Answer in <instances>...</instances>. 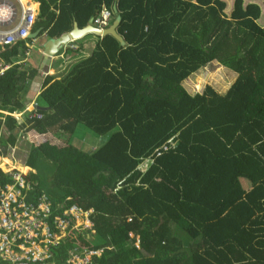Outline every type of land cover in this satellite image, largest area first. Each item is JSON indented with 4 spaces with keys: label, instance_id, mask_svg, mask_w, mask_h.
<instances>
[{
    "label": "trees",
    "instance_id": "trees-1",
    "mask_svg": "<svg viewBox=\"0 0 264 264\" xmlns=\"http://www.w3.org/2000/svg\"><path fill=\"white\" fill-rule=\"evenodd\" d=\"M37 1L33 32L42 28L49 40L116 6L112 18L119 17L116 31L125 41L99 38L61 79L48 76L22 120L14 114L30 102L25 95L41 60L17 64L24 43L0 46V155L10 158L6 148L19 128L35 139L24 161L34 172L25 176L29 187L21 195L33 206L46 197L53 232H59L57 217L73 219L65 211H92L91 229L74 228L72 221V232L48 244L47 261L68 264L73 255L100 251L90 264H264L260 5L235 0L228 14L224 0ZM213 61L237 72L235 81L225 93L211 84L191 93L184 81ZM79 124L108 134L88 155L75 153L70 142L58 148L39 141L50 133L71 138ZM73 159L86 168L74 167ZM252 159L263 175L240 191L236 176ZM146 160L153 162L142 171ZM12 182L13 173L0 167V185ZM223 185L224 201L212 191Z\"/></svg>",
    "mask_w": 264,
    "mask_h": 264
},
{
    "label": "rangeland",
    "instance_id": "rangeland-1",
    "mask_svg": "<svg viewBox=\"0 0 264 264\" xmlns=\"http://www.w3.org/2000/svg\"><path fill=\"white\" fill-rule=\"evenodd\" d=\"M224 1L227 2V6H228L226 12L228 14H230V12L234 8L235 0H224ZM243 1H244L245 5H247L248 3H257L260 5V7L263 10L261 11V15H260V18L258 19V23L260 25H264V7H263L264 0H243ZM35 4H37V3H35ZM112 14H113V12H112ZM91 35L94 36L95 39H98L97 41H99V38H102L98 35L88 34V36H91ZM37 40H38V42H35L33 44L34 49L32 51V55L33 54L38 55L39 47H41L42 45H45L48 42L47 38H42V37H39ZM81 40H82V38L78 39V40H74V41L81 42ZM79 44L81 46H83V44H81V43H79ZM63 48H62L63 50H61L59 52L61 54L57 55L56 57H60V55H62L63 57H65V59L63 60V59L59 58V59L55 60L53 63V68L56 71H58L59 68H61L63 66V61L68 62V61L74 60L73 63H76L80 59H82V58H80V55H79L80 54L79 53L80 52L79 47L77 50H71L67 46H65ZM75 52H77V55H75L76 54ZM72 56L75 58H71ZM43 61H44V58H43V60L41 58V62L39 63V67H38L39 70L41 69L40 64L43 63ZM37 63H38V60L34 59V56H31L28 59V64H30V65H32V64L35 65ZM20 64H25V62H21ZM69 65H70V67H69ZM72 65L73 64H68L67 67L65 66V69L60 73V75L61 76L64 75L71 68ZM47 69H48L47 67L42 69L39 77L34 78L32 84H28L29 91L25 95L27 101L32 99V96L34 95V90H37V88L39 89V87H41V84H43V82L46 80L47 76L50 75L49 71ZM58 75L59 74H57L56 76H58ZM56 76H54V77H56ZM237 76H238V73L235 72L234 70L229 69L228 67L220 64L217 61H213L211 64L199 69L198 72L191 74L184 81V83L187 86V88H189V91L193 94L198 92V91L200 92L206 84H211L219 92L225 93L229 89L231 84L235 81ZM201 79H205L204 83L200 86V88H197L198 81ZM35 83H38V84L34 85ZM33 105H34V102L32 104H29L27 109L31 110L33 108ZM14 135H15V140H16V142L14 143V146H10V147L6 148L7 149L6 152L8 153L7 156L12 158L11 159L12 163L6 165V167H3L2 166V164H3L2 159L5 157H3V155H0L2 158L0 160V167L3 169L4 172H13V174L17 173V175L19 174L22 176L28 175L30 172H34V169L30 168L24 161L26 160L27 154H29V151H30L29 150L30 149L29 143H33V141H35V139L32 136V133H30V131L25 133L23 128L22 129L19 128V130H15ZM28 135H30L31 138H29ZM107 137H108V134L102 135V136L93 134L91 131L86 129L83 125L79 124L76 126L75 133L71 138L68 135H63L62 137H58V136L50 133L47 136H41L39 141L45 143L46 146H49V147L55 146L58 148H63V146L65 147L66 144L68 145L69 144L68 142H70L71 143L70 145L75 150L74 151L75 153H77V151L80 150V151H84L83 154L86 153V155H88V153L86 151H91V149L93 147L94 148L99 147L101 144H103L105 142ZM0 150L3 152L4 147L0 146ZM49 151L53 152L51 149H49ZM52 155H55V153H53ZM245 158L251 159L250 157H245ZM245 158H242V159H245ZM85 159L90 160L89 157H86ZM72 161L74 163L71 162V164L74 167H78L80 169L86 168V166L83 163L79 162L77 159H73ZM251 161H252V164H245L243 162L244 164L241 165L243 174L236 176L238 189L240 191H244V190L249 189L253 185V183L263 175V167H261L262 166L261 163L259 161H257L256 159H252ZM151 162H153V160H146L144 163H141L139 165V169L142 171L145 170L150 165ZM234 162H236V159H234ZM89 163L91 166L98 168L97 163H95V162H89ZM16 164H21L22 169H20L19 166ZM23 166L25 167V170H23L24 169ZM256 166H259V168H256ZM14 170H16V171L14 172ZM225 187L228 188V186L223 185V187H221V188H215L214 190H212L213 194L216 195L217 197L221 198L223 201L228 200L224 196L225 192L227 191L225 189ZM24 188H26V186ZM19 196H20V192H19V194L16 195V198H15L16 201L18 200ZM24 196L21 195L19 197V199L21 201H23L26 205H28L24 199ZM230 197H231V195H230ZM40 202H42L45 205V207H44L45 210H49V216H50V210H51L50 202L44 196L40 199ZM40 202L38 203V205L40 204ZM37 206H34V207H37ZM91 213H92L91 210H89L88 212H81V211H73L71 208V209L65 211L64 215H66V216L72 215L73 219H71V218L66 219L65 216H61V217H64V218H62L64 220L61 221V224H64V228L66 230H70V232H72V230L74 228H81V226L85 227L87 229H91L92 223L89 220ZM72 221H74V228H73ZM129 221H130V219H129ZM32 236H35V234L32 233L31 237ZM44 237H45L44 235L35 236L33 239V244H32L33 249H30L28 247H24V250L20 251L18 256H14L13 259L16 260L18 257H21V256H24L25 258H27L28 254H30L31 252H33L34 255H37V256L39 254H41L40 251L46 252V249H47L46 244H47L48 239H46ZM131 237H133L132 233H131ZM58 240H62V239H58ZM135 246L139 247L138 238H136Z\"/></svg>",
    "mask_w": 264,
    "mask_h": 264
},
{
    "label": "built area",
    "instance_id": "built-area-1",
    "mask_svg": "<svg viewBox=\"0 0 264 264\" xmlns=\"http://www.w3.org/2000/svg\"><path fill=\"white\" fill-rule=\"evenodd\" d=\"M34 10L31 6H25L22 0H0V44L16 45L17 42L28 37L29 30L33 25ZM112 11L103 7L99 14L92 17V25L99 29L107 28L111 23ZM76 41H72L67 45L71 50H77ZM26 48L23 59L17 61V64L26 62L30 55L31 46L24 43ZM10 68L6 66L2 68L1 73ZM41 117V116H39ZM168 147H165L167 150ZM15 182L18 190L4 191L0 189V264H55L47 261L50 257L48 244L59 242L68 235V230L64 228L60 217L56 218L55 225L59 232H53L50 223L46 220L49 217V210H45V205L40 202L37 207L26 205L19 199L22 189L26 186L22 175L14 174ZM16 201V195L19 194ZM73 211H77L75 207ZM35 236L44 235L47 240L46 252L40 251L41 254L34 255L33 252L28 257H18L14 260V256H18L24 247L32 248L33 239L31 234ZM100 251H90L83 258L73 255L68 264H90L92 255L99 254Z\"/></svg>",
    "mask_w": 264,
    "mask_h": 264
},
{
    "label": "water",
    "instance_id": "water-1",
    "mask_svg": "<svg viewBox=\"0 0 264 264\" xmlns=\"http://www.w3.org/2000/svg\"><path fill=\"white\" fill-rule=\"evenodd\" d=\"M116 11H117L116 6H113L112 12L115 13ZM119 22H120L119 17H116L114 21L111 23V25L105 29H99V28L93 27L91 24L92 18L89 19L88 25L83 28H78L77 23H75L74 28L70 32L61 35L58 39L48 41V43L45 45V52H44L45 57L41 65V69H43L45 65H50L51 59L55 57V55H57L58 52L61 51L63 47L67 46L69 42L73 40L81 39L88 34H94L100 37L109 35L115 38L120 43V45H125L124 38L121 37L116 31V28L118 27ZM39 32L40 31H38L37 33L31 34L29 35V37L30 38L35 37L39 34Z\"/></svg>",
    "mask_w": 264,
    "mask_h": 264
},
{
    "label": "crops",
    "instance_id": "crops-1",
    "mask_svg": "<svg viewBox=\"0 0 264 264\" xmlns=\"http://www.w3.org/2000/svg\"><path fill=\"white\" fill-rule=\"evenodd\" d=\"M32 2H37V0H33ZM38 3L41 5V2L40 1H38ZM40 5L38 6V7H35V8H33V10H34V15H39V13H40ZM113 14H114V12H113ZM39 19V18H38ZM114 19L115 18H112L111 19V21L113 22L114 21ZM35 23H37V22H35ZM35 23H34V25H35ZM33 25V26H34ZM33 29H34V27H33ZM42 31V28L41 29H38L37 31ZM39 37H42V38H47V34L46 33H43V34H39V36L37 37V38H35V40L34 41H32V49H31V51H30V56L28 57V58H30L31 56H34V59H37L38 61L39 60H41V58H42V60H43V58L45 57V45L47 44H45V45H42L41 47H39V52H38V55L37 54H33L32 55V51H33V44L35 43V42H38V38ZM52 40V39H51ZM98 39H95V37L94 36H85L84 38H82V40H81V42H77L76 44L78 45V47H79V50H80V58H86V57H88L89 55H90V53L92 52V50L94 49V46L96 45L95 43L96 42H98L97 41ZM47 41H50L48 38H47ZM79 43H81V44H83V46H81ZM64 49V48H63ZM63 49H61V50H63ZM69 50V49H68ZM60 52V51H59ZM58 52V54L57 55H59V54H61V53H59ZM57 55H55V57H53L52 59H51V64L50 65H45L44 67H43V69L45 68V67H47L48 69V71H49V74H50V76H56L57 74H59L58 76H56L58 79H61L63 76H65V74L64 75H60V73L65 69V66L67 67V65L68 64H75V63H73V61L74 60H72V61H68V62H66V61H63V66L61 67V68H59V70L58 71H56L54 68H53V63H54V61L55 60H57V59H59V58H61V59H65V57H63L62 55H60V57H56ZM68 55V54H67ZM75 55H77V53L75 54ZM74 55V56H75ZM28 58H27V60H28ZM71 58H75V57H71ZM27 62V61H26ZM25 62V63H26ZM71 62V63H70ZM40 65H42V63L40 64ZM69 67H70V65H69ZM41 70L42 69H40V72H41ZM38 83H35L34 85H37ZM184 85H185V83H184ZM43 89V84H41V87H39V89L37 88V90H34V95L32 96V99H30V102H28L27 103V105H26V108H25V110L22 112V113H15L14 114V116L17 118V119H19V120H22V116H23V114L25 113V112H31V111H33L34 109H35V98H37V96H38V94L40 93V91ZM34 102V105H33V108L31 109V110H29V109H27L28 108V105L29 104H32ZM95 148L93 147L92 149H91V151L92 150H94ZM10 159V158H9ZM17 169V168H16ZM3 170V169H2ZM18 170V169H17ZM79 257V259L81 258L80 257V255L78 256Z\"/></svg>",
    "mask_w": 264,
    "mask_h": 264
},
{
    "label": "bare ground",
    "instance_id": "bare-ground-1",
    "mask_svg": "<svg viewBox=\"0 0 264 264\" xmlns=\"http://www.w3.org/2000/svg\"><path fill=\"white\" fill-rule=\"evenodd\" d=\"M32 1H33V0H22V2L24 3L25 6H31V7L35 8V7H38V6L40 5V4L38 3V1H37V2H32ZM35 3H37V4H35ZM38 16H39V15H38ZM38 16H37V15H34V16H33V25H34L35 22H37ZM33 25H32V28L29 30L28 37H27L26 39H24V40H21V41L17 42V43H20V42L25 43V42H28V40H31V43H32V41H34L35 38H37V37L39 36V34L41 33L40 30H39L40 32H39V34H38L37 36H35V37H33V38H30V37H29V35L38 32V31H37V32H33ZM31 43L29 42V44H28V45L31 46L30 50L32 49V44H31ZM47 43H48V42H47ZM70 43H71V42H69L68 44H70ZM0 46H1L2 48L5 49L8 45H2V44H0ZM1 159H2V158H1V156H0V160H1ZM2 160H3V164H2L3 167H6V165L12 163V162H11V159H9V158H7V157L3 158ZM16 165H18L19 168L22 169L21 164H16ZM6 173H13V172H6ZM25 176H28V175H23V176H22L23 179H24V183L26 184V188H27V187H29V183H28V180L25 178ZM0 189H3L4 191H7V192H8L9 190H11V191H13V192H16V191L18 190L17 185H16V182H15L14 174H13V182H12L11 184H7L5 187H2V186L0 185Z\"/></svg>",
    "mask_w": 264,
    "mask_h": 264
},
{
    "label": "clouds",
    "instance_id": "clouds-1",
    "mask_svg": "<svg viewBox=\"0 0 264 264\" xmlns=\"http://www.w3.org/2000/svg\"><path fill=\"white\" fill-rule=\"evenodd\" d=\"M111 19H112V18H111ZM110 25H111V24H110ZM110 25H109V26H110ZM49 76H50V75H49ZM47 77H48V76H47Z\"/></svg>",
    "mask_w": 264,
    "mask_h": 264
}]
</instances>
